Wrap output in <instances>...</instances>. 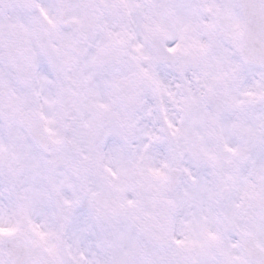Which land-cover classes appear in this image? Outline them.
<instances>
[{"label": "snow or ice", "instance_id": "6c2138e0", "mask_svg": "<svg viewBox=\"0 0 264 264\" xmlns=\"http://www.w3.org/2000/svg\"><path fill=\"white\" fill-rule=\"evenodd\" d=\"M0 264H264V0H0Z\"/></svg>", "mask_w": 264, "mask_h": 264}]
</instances>
